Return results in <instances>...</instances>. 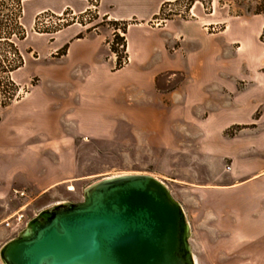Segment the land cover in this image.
I'll return each instance as SVG.
<instances>
[{
    "label": "crops",
    "instance_id": "obj_1",
    "mask_svg": "<svg viewBox=\"0 0 264 264\" xmlns=\"http://www.w3.org/2000/svg\"><path fill=\"white\" fill-rule=\"evenodd\" d=\"M30 1L37 13L50 8L47 0ZM176 1L101 0L103 17L136 22L127 29L130 63L123 69L108 59L105 34L66 30L46 43L50 50L42 46L38 59L25 62L20 80L38 76V83L0 108V250L22 230L6 228V220L49 194L67 197L71 192L63 186L74 188L84 179L81 139L109 137L118 123H149L145 130L159 135L155 122H183L171 107L181 99L184 106L203 105L206 116L195 151L203 154V186L232 191L231 233L238 244L264 243V126L258 125L264 123V45L258 41L263 14L233 20L212 37L195 35V26L181 19L153 28L162 7ZM163 72L187 76L167 94L168 105L157 87ZM231 126L240 131L224 144L222 131ZM173 127L169 137L175 142ZM224 156L232 161L229 183L207 169L209 159L223 169Z\"/></svg>",
    "mask_w": 264,
    "mask_h": 264
},
{
    "label": "rangeland",
    "instance_id": "obj_2",
    "mask_svg": "<svg viewBox=\"0 0 264 264\" xmlns=\"http://www.w3.org/2000/svg\"><path fill=\"white\" fill-rule=\"evenodd\" d=\"M100 2L101 0H47L50 8L37 13L34 1L0 0V77L6 80L12 78L16 84L24 87L23 91L31 89L39 78L32 76L26 81L20 80L25 68L22 58L25 62H34L40 57V48L45 46L46 49V43L50 45V41L63 30L77 32L78 36L105 34L108 59L114 62V69L118 63L121 64L120 69L125 68L130 63L127 29L136 22L103 17L99 12ZM257 13L263 14L261 20H264V0H177L163 6L159 16L150 25L156 28L165 25L166 21L181 19L195 26V35L212 37L222 35L233 20H256L254 16ZM258 41L264 45V26ZM46 50L50 48L47 47ZM114 52L118 54L114 55ZM19 60L21 64H17ZM230 64L229 62L228 66ZM158 78L160 99L166 100L167 94L183 85L187 76L163 72ZM245 84L241 82L240 86ZM180 101L171 106L183 120L180 124L171 123L174 126L173 134L177 138L175 142L169 137L171 124L162 122L163 119L154 123L161 129L159 135L145 130L149 123H141L139 127L118 123L109 137L81 139L78 160L84 179L75 185L71 193L67 191L71 184L63 186L62 189L68 193L67 197L49 194L39 201H33L23 210L25 220L30 221L39 210L57 200L83 201L84 190L104 178L125 174L152 175L169 188L173 198L189 215V242L195 263L264 264L263 240L260 243L254 241L253 245H241L231 233L232 191L223 189L222 186H203V154L195 152L198 150L201 127L206 117L203 105L184 106ZM259 113L255 116L259 117ZM258 125L263 127L264 123ZM239 131L237 126L223 130L224 144L232 142ZM231 162L230 158L224 156L221 169L215 160L209 159L208 172L213 176L215 172L219 176L222 174L225 183H229ZM17 235L12 234L15 237Z\"/></svg>",
    "mask_w": 264,
    "mask_h": 264
},
{
    "label": "water",
    "instance_id": "obj_3",
    "mask_svg": "<svg viewBox=\"0 0 264 264\" xmlns=\"http://www.w3.org/2000/svg\"><path fill=\"white\" fill-rule=\"evenodd\" d=\"M182 205L146 174L108 177L52 205L0 250L2 264H196Z\"/></svg>",
    "mask_w": 264,
    "mask_h": 264
},
{
    "label": "built area",
    "instance_id": "obj_4",
    "mask_svg": "<svg viewBox=\"0 0 264 264\" xmlns=\"http://www.w3.org/2000/svg\"><path fill=\"white\" fill-rule=\"evenodd\" d=\"M118 45V44H117ZM120 48H123V45L120 46ZM118 54V53H113ZM15 56V55H14ZM25 64V60L22 58L21 60ZM21 61L19 60L17 64H21ZM124 64V62H123ZM11 74V72H9ZM24 87H20L18 84H16L13 79H4L0 77V108H5L10 106L11 104L21 100L25 95L27 94V91H23ZM229 170V168H228ZM68 192H73L74 188L72 186L67 187ZM14 194L19 196L20 198H25L26 194L24 192H18L15 191ZM27 221L25 220V214L23 210H20L16 212L11 218L6 220L4 222V226L6 228H16L17 231L23 229L26 225Z\"/></svg>",
    "mask_w": 264,
    "mask_h": 264
},
{
    "label": "trees",
    "instance_id": "obj_5",
    "mask_svg": "<svg viewBox=\"0 0 264 264\" xmlns=\"http://www.w3.org/2000/svg\"><path fill=\"white\" fill-rule=\"evenodd\" d=\"M257 14H260V13H257ZM125 30H126V29H125ZM8 36H10V34H8ZM4 38H6V40H9L8 37H4ZM12 45H13V44H12ZM15 52H16V50H15ZM120 68H121V64L118 63V64L116 65L115 69H120Z\"/></svg>",
    "mask_w": 264,
    "mask_h": 264
},
{
    "label": "bare ground",
    "instance_id": "obj_6",
    "mask_svg": "<svg viewBox=\"0 0 264 264\" xmlns=\"http://www.w3.org/2000/svg\"><path fill=\"white\" fill-rule=\"evenodd\" d=\"M197 264V263H196Z\"/></svg>",
    "mask_w": 264,
    "mask_h": 264
}]
</instances>
